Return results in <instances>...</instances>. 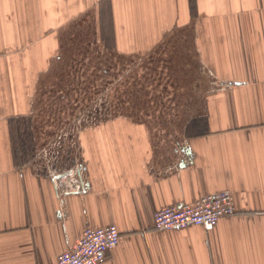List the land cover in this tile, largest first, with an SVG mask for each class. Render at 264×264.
<instances>
[{
    "label": "crops",
    "instance_id": "1",
    "mask_svg": "<svg viewBox=\"0 0 264 264\" xmlns=\"http://www.w3.org/2000/svg\"><path fill=\"white\" fill-rule=\"evenodd\" d=\"M101 3L120 53L178 36L210 85L173 153L126 119L86 134L90 189L63 195L21 162L16 131L59 32ZM221 192L237 213L212 231L155 229L158 211ZM110 225L121 237L105 264H264V0H0V264H58L86 229Z\"/></svg>",
    "mask_w": 264,
    "mask_h": 264
},
{
    "label": "rangeland",
    "instance_id": "2",
    "mask_svg": "<svg viewBox=\"0 0 264 264\" xmlns=\"http://www.w3.org/2000/svg\"><path fill=\"white\" fill-rule=\"evenodd\" d=\"M103 7L59 32V55L29 93L32 121L21 119L16 131L23 164L32 166L57 147L71 155L64 171L81 168L84 136L111 119L145 125L156 149L170 154L183 147L187 125L202 112L210 83L192 43L184 46L170 34L152 48L120 53L109 24L103 27Z\"/></svg>",
    "mask_w": 264,
    "mask_h": 264
},
{
    "label": "built area",
    "instance_id": "3",
    "mask_svg": "<svg viewBox=\"0 0 264 264\" xmlns=\"http://www.w3.org/2000/svg\"><path fill=\"white\" fill-rule=\"evenodd\" d=\"M54 150H45L39 154L34 165H25L31 167L38 175H47L63 195L87 193L90 182L86 177L84 165L66 172L64 169L71 158L70 153L66 155L57 147ZM236 213L233 196L228 192H221L201 197L192 205L171 206L158 211L155 214V229L173 231L198 226L212 231L222 218L234 216ZM120 237L121 234L115 225L98 229L88 228L80 241L60 254L58 264H105L108 255L119 245Z\"/></svg>",
    "mask_w": 264,
    "mask_h": 264
},
{
    "label": "trees",
    "instance_id": "4",
    "mask_svg": "<svg viewBox=\"0 0 264 264\" xmlns=\"http://www.w3.org/2000/svg\"><path fill=\"white\" fill-rule=\"evenodd\" d=\"M111 33H113L112 29H111ZM108 47H111V46H108Z\"/></svg>",
    "mask_w": 264,
    "mask_h": 264
}]
</instances>
